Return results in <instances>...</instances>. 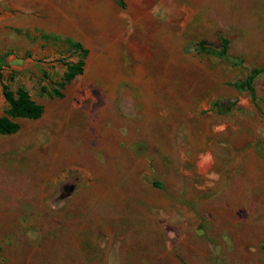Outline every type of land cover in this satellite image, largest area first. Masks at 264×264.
Segmentation results:
<instances>
[{
	"label": "rangeland",
	"instance_id": "1",
	"mask_svg": "<svg viewBox=\"0 0 264 264\" xmlns=\"http://www.w3.org/2000/svg\"><path fill=\"white\" fill-rule=\"evenodd\" d=\"M123 1L0 0V264H264V0Z\"/></svg>",
	"mask_w": 264,
	"mask_h": 264
},
{
	"label": "trees",
	"instance_id": "2",
	"mask_svg": "<svg viewBox=\"0 0 264 264\" xmlns=\"http://www.w3.org/2000/svg\"><path fill=\"white\" fill-rule=\"evenodd\" d=\"M119 4L123 5V0H117ZM221 46H215L209 43L205 39H201L197 44V50L205 55L216 56L220 59L230 61V56L228 54L229 48V39L223 37L221 40ZM77 49H81L84 53L87 50L83 47L82 43L75 42L73 44ZM83 64L82 60L77 61L75 63L69 64L67 71L64 75L65 83L73 80L77 75L83 72ZM234 64L241 65V60L234 61ZM3 66L2 60L0 59V68ZM255 74L248 75L247 79L243 83V89L245 90H253L254 86L252 84L251 79ZM56 94L61 95L59 90L55 91ZM3 93L9 104L7 109V115L0 114V133L1 134H9L14 133L20 128V123L18 119L20 118H29L36 119L39 118L43 113V106L35 101L30 93L23 87H19L17 90L11 89L7 84L3 85ZM220 109L223 110V104H219ZM155 185L161 186L160 182H155Z\"/></svg>",
	"mask_w": 264,
	"mask_h": 264
}]
</instances>
